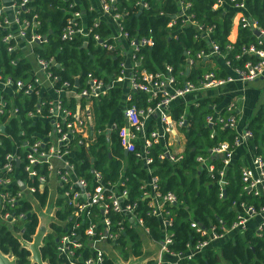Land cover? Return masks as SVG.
Instances as JSON below:
<instances>
[{
  "label": "trees",
  "instance_id": "obj_1",
  "mask_svg": "<svg viewBox=\"0 0 264 264\" xmlns=\"http://www.w3.org/2000/svg\"><path fill=\"white\" fill-rule=\"evenodd\" d=\"M79 1L85 10L86 25H90L97 13L87 10L89 5L87 0ZM136 1L117 0L115 12L126 13L121 16L118 23L120 29L127 33L128 38L144 37L152 42L151 46L139 47L135 52L137 69H145L153 73L162 70L164 65H169L172 67L173 75L177 76V73L182 71L186 80L195 83L207 72H213L221 77L227 76L230 74V69L219 66L216 62L217 57L195 58V54L200 50L206 54L209 44L217 46L219 53L224 55V60L228 61L232 69L243 68V63L247 59L254 60L251 55L241 52L242 48L255 42V36L248 27L238 25L235 39L228 40L234 9L229 7L227 0H224L225 4L221 6H216V0H180L182 4H188L185 12L190 15V20L198 23L203 30L211 27L207 38H201L191 25L181 26L178 20L167 27V23L177 11L175 0H142L146 2L147 7L140 11L134 6ZM242 2L249 17L264 30V0H242ZM67 3L68 0H28L25 4L26 10L20 13L19 18L28 21V26L25 28L26 37H29L32 21L37 23L33 31L44 37V41L34 46L32 51L36 56L46 60L52 59L56 64L47 68L50 74L56 77L55 88L63 81L74 84L75 79L78 85H81L84 75L88 72L106 82L109 76L118 73L121 57L114 50L98 47L91 39L87 40L85 46H82V38L78 36L71 40L61 39L60 33L64 25ZM92 32L96 33L99 39L111 42L107 38L110 29L104 19H99ZM235 55L238 57L235 58ZM187 57L193 62L185 70ZM28 69L29 63L21 56L19 50L6 51L5 45L0 43V73L3 77L23 79ZM177 81L179 82L180 79ZM208 91L213 89L206 92ZM121 93L120 87H112L107 94L100 96L92 104L94 130L102 128L111 119L117 126L122 125L119 111ZM37 99L38 97L34 95L24 96L21 92L13 94L11 105L16 109L15 116H19L21 122L20 126L16 127L14 120H10L9 132L17 143L30 141L31 133L44 131L40 122H30L25 117L28 111H34ZM41 99L47 101L49 98L42 95ZM60 100L63 108L73 110L75 104L73 98L63 96ZM193 101L187 106L179 101L170 106L169 116L173 122H177L181 115L185 117L186 124L177 127L178 133L180 132L182 136V147L180 152L175 154L176 160L170 161L165 156L158 158L162 147L160 142L151 144L147 153L151 157L147 165L150 173L133 152L123 154L115 132H111L108 136L104 133L96 134L94 141L87 147L82 146L75 154L80 159L76 173L88 181L91 177L90 169L98 171L102 181L117 183L121 177V183L117 184V187L126 189V200L134 204L135 215L147 227L148 238L154 242L160 240L159 218L150 212L147 198L142 194L147 186H141L140 182L150 174L157 177L158 189L172 190L177 202L165 208L170 217L166 231L171 237V242L167 247L173 252L186 251L189 245L192 246L196 241L206 237L201 230H196L190 225L191 221L194 220L201 228L213 226L215 230L220 231L222 227H228L236 219L237 214L242 212L240 203L252 205L258 210L264 200L262 195H253L242 188L241 163L235 156L231 165L223 168L224 183L222 190H219L216 180L217 170L221 168V159L218 154H209V150L223 141L231 143L235 133L230 128L222 127L218 122L210 127L205 124V117L213 113L211 107L217 106L222 101L221 98L202 95L196 96ZM125 103L127 106L136 107L153 104L152 101L149 103L145 101L144 94L135 92L130 94V100ZM11 105L7 104V106ZM46 108L45 104L41 109V116L47 114ZM218 114L223 116L224 109L220 108ZM152 122L153 120L149 121ZM149 123L147 130L151 129ZM244 129L251 134L249 143L253 153L262 158L264 173V102L258 105ZM21 130L22 134H19ZM2 142L8 147V139L2 138ZM106 143L108 145H105ZM135 145L138 150L139 145ZM197 155L208 158L213 166L211 176L205 168L198 166L195 159ZM33 194L38 202L43 204L47 191L37 190ZM59 203H62V200L57 198L55 204ZM27 207L28 203L23 200L12 205L11 209L26 211ZM71 209V205L63 203L61 209L55 210L56 218L65 220V225L69 224L74 219L67 218ZM91 210L93 213L91 216L99 215V210L96 208L91 207ZM108 218L111 223L110 230H118L117 221L122 228L114 243L120 258L127 260L130 256L141 255L143 240L139 229L132 226L131 220L113 213H109ZM21 224H24V230L15 232L21 229ZM36 224L37 218L33 212L27 213L23 219L14 221L11 226L0 220V251L13 257L15 264H31L30 252L21 240L31 241ZM50 228L52 231L43 235L39 246L41 257L45 264H60L61 258L55 251V238L64 232V226L50 221ZM188 262L189 264H264V223L258 231L253 227H246L241 232L222 239L218 245L206 247L201 252H194ZM101 264L115 263L111 257L104 256ZM145 264H152V261L147 260Z\"/></svg>",
  "mask_w": 264,
  "mask_h": 264
},
{
  "label": "built area",
  "instance_id": "obj_2",
  "mask_svg": "<svg viewBox=\"0 0 264 264\" xmlns=\"http://www.w3.org/2000/svg\"><path fill=\"white\" fill-rule=\"evenodd\" d=\"M65 1V0H62ZM88 11H95L97 14L92 19L90 25H86L85 10L79 0H68L65 7L66 16L61 29L60 38L71 40L78 36L82 38V46H85L88 39L106 50H114L121 57L115 41V37L109 34L107 38L111 42L99 39L92 29L97 25L99 19L113 23L118 29L116 38L125 41L126 55L132 60L133 66L126 70L122 57L119 62V70L116 75H111L105 82L102 78L94 76L88 72L84 75L82 84L78 85L77 79L74 84L67 81L61 82L58 87H54L56 77L52 76L47 68L56 65L52 59H43L33 53V47L44 41V37L36 34L33 28L37 25L31 22L29 37H26L25 28L28 26L26 19H20L19 15L26 10L25 4L28 0H10L7 5L0 4V43L4 44L6 51L19 50V42L29 45L34 56V70L31 71V64L23 79H14L11 76L3 77L0 73V220L11 226L14 221L23 219L27 213H34L37 216V207L47 212L51 221L64 226V232L56 238L55 251L61 258L60 264H101L104 256H108L101 244L108 245L110 250L118 251L114 247L115 239L119 231L122 230L119 221L118 230H110L108 214H118L120 217L131 220L132 226L139 229L140 234L148 238V229L142 220L135 215L134 204L128 202L125 188L119 189L117 183L102 181L98 171L90 169L91 177L89 181L76 173V167L80 159L75 156L82 146L87 147L94 141L96 134L105 135L115 132L121 149L133 152L137 159H140L147 172V167L151 157L147 154L153 143H161V153L158 158L167 157L170 161H175L177 156L168 146V134L177 131L179 126L185 125V117L179 116L177 122H173L169 116L170 106L174 102H192L196 96L205 95L210 89H216L234 79H239L249 83L258 78L264 69V30L257 26L255 20L251 19L246 12L242 0H227L229 7L234 9L236 25L248 27L255 36V42L241 49L242 53L251 55L254 60L247 59L243 63V68H230L228 61L224 60V55L220 54L215 44H209L208 52L202 50L195 54L196 59H207L217 57L222 62V67L229 68L230 74L225 77L215 75L213 72L204 73L197 82L185 79L183 72L172 74V67L164 65L162 70L147 72L145 69H137L138 62L134 54L139 47L151 46L149 38L132 37L128 38L127 33L120 29L118 20L126 13H116L115 3L117 0H87ZM177 3V11L172 16L167 27L178 20L181 26H193L201 38L208 37V31L201 29L198 23L190 20V15L186 14L188 4ZM224 0H216V6L224 5ZM137 11L147 7L146 2L137 0L134 3ZM34 15L32 18L34 19ZM110 29V27H109ZM21 53V51H20ZM22 56V53H21ZM23 57V56H22ZM238 55H235L237 58ZM24 58V57H23ZM25 59V58H24ZM192 59L187 57L184 65L185 70L192 64ZM11 63H13L11 61ZM177 79H180L178 82ZM76 82V83H75ZM121 88L120 112L122 125L117 126L114 122L107 125L102 130L94 132L91 127L92 104L100 96L108 93L112 87ZM21 92L24 96L34 95L38 97L35 109L28 111L26 119L30 122L38 121L44 129L41 133H31L30 141L24 140L17 143L10 135L9 121L14 120L16 127L20 126L21 119L15 116L16 109L12 107V97L14 93ZM141 93L145 96L146 102H153L152 105L136 107L126 105L130 100L131 93ZM42 95L48 96L47 101L41 99ZM71 97L75 100L73 110H67L61 106V97ZM8 101V102H7ZM188 102V103H190ZM194 102V101H193ZM10 104L11 106H7ZM47 105L45 116L40 112L44 105ZM196 104V103H193ZM236 102L229 101L221 108L224 109L223 116H219L217 106L211 108L213 113L205 117V124L209 127L215 122L221 123L222 127L230 128L235 133ZM150 120H155V130H147ZM158 123V127H157ZM109 131V132H108ZM22 134V130L19 131ZM167 136V139H166ZM212 136V133L209 135ZM2 138L8 139V147H5ZM251 134L245 129L241 133H235L231 143L220 142L217 146L209 150V154H218L221 159V168L217 170L219 190H222L223 168L231 165L235 148L249 143ZM140 142L138 150L135 144ZM252 148V147H251ZM174 153V154H173ZM196 161L200 168H205L211 176L212 164L207 157L197 155ZM264 173L262 169V158L260 155L252 154L249 164L240 166V178L243 182V189L250 191L253 195L264 197ZM21 182L23 186L20 185ZM53 184L58 192V198L62 203L55 204L47 211L49 199H45L40 204L34 196L37 190L48 188ZM141 186H147L142 194L147 198L150 212L159 218L160 240L156 241L157 253L152 264H189L194 252H201L206 247H211L217 241L225 238L228 233L241 232L248 227L245 222L250 217H259L253 228L258 231L264 223V200L255 210L252 205L240 203L242 212L237 214L228 227H222L220 231L213 226L201 228L193 220L190 225L206 237L196 241L192 246H188L186 251L173 252L167 245L171 242V237L166 231V225L170 224V217L167 205L176 204L177 198L172 190H161L157 188V177L148 175L141 180ZM15 185V186H14ZM26 195L27 196L25 198ZM221 195V192L219 193ZM25 200L28 203L27 210L11 209L12 205ZM63 203L71 205L67 218L73 217L69 224H64L65 220H58L55 210L61 209ZM91 207L99 210V215L91 216ZM24 224L21 229L24 230ZM152 241V240H151ZM165 255L170 260L165 261ZM182 259V261H180Z\"/></svg>",
  "mask_w": 264,
  "mask_h": 264
},
{
  "label": "crops",
  "instance_id": "obj_3",
  "mask_svg": "<svg viewBox=\"0 0 264 264\" xmlns=\"http://www.w3.org/2000/svg\"><path fill=\"white\" fill-rule=\"evenodd\" d=\"M9 3H10V0H0V4L7 5ZM108 24L110 27V35H112L113 37H115V39H117L115 41V43L117 45L118 51L121 53L123 65L126 68V70L129 71V69L133 66V62L128 57V55L125 54L126 49H127V47L125 46V41L123 39L116 38V35L118 33V29L116 28V26L113 23L108 22ZM236 33H237L236 18H235V14L233 13L232 18H231V26H230V31H229V35H228V40L233 41L236 37ZM18 46H20V51L22 53V56L31 64V66H32L31 71L34 70V68H35L34 56L32 55V53L30 51L29 45L25 44L23 42H19ZM216 62L219 66H222V62L219 58H216ZM251 84H257L256 87H261V89H264V69L262 70L260 76L258 78H256L255 80H253L252 82L246 83V82H243L239 79H234L231 82L226 83L223 86L214 89L213 91L205 92V95L215 96V97H219L222 99V101L217 105L218 108H221L222 106H224L229 101L236 102L235 109H236V115L237 116H236V120H235V129H234L235 132H236V122H238L240 120V124L244 123L243 128H245V125L247 124L248 119L254 113V111L257 109L258 105L261 103V101L258 100V97H255V102L253 103L252 97H251L252 95H250L249 100L251 101V105L245 104L246 99H247L245 88H247V86H249ZM263 97H264V95H263ZM187 101L190 102L189 100H187ZM188 102L185 103L184 105L187 106ZM263 102H264V100L262 101V103ZM119 111H120V109H119ZM111 122H114V121L112 119L109 120L108 122H106L104 124V126L102 128H100L98 130H102L107 125H110ZM91 123H92L91 124L92 130L94 132H96L97 130H94V126H93V116H91ZM149 125L151 126V129H149L148 131L155 130L154 129L155 120H153L152 123H149ZM157 127H158V123H157ZM177 133H178V130H177V132L175 130L173 133L168 134V139L166 136L168 146L170 145V148H172L171 151H173L175 154L180 152L181 147H182V145H181L182 144V136L180 134H177ZM108 135H106V136H108ZM139 143L140 142H137V144H139ZM105 145H108V143H106ZM251 147H252L251 144L247 143V144H243L242 146L235 148L233 156H235L236 160L240 161L241 166H246L249 164L251 155L253 154V148H251ZM76 152H78V151H76ZM122 152H123V149H122ZM126 154H127V152H126ZM233 156H232V159H233ZM51 185L54 186L52 183L48 186V188L46 190L47 191L46 199H49V194H50L49 193V187ZM54 189H55V187H54ZM27 196H30V195H26L25 198ZM47 203H48L47 211H49V208H50L49 202H47ZM46 213L47 212H45V215L48 216V214H46ZM36 218H37V224H36V227H37L41 223H39L40 218L38 217V215L36 216ZM256 218L258 220L259 217H256ZM50 221H51V218H49L47 220V222L45 223V227H44L45 232L52 231V229L50 228ZM250 224L251 225L255 224V222H253L251 220ZM21 225H23V224H21ZM36 227H35V229H36ZM234 233H237V232H234ZM234 233H231V234L228 233L225 236V238L233 235ZM147 239L150 240L149 238H147ZM221 240L217 241L216 244H214V245H218ZM152 242H154V241H152ZM154 243H156V242H154ZM104 247L105 246H103V248ZM108 249H110V248L108 247ZM115 252H116L115 250L114 251L110 250V252H108L107 254L112 258V256H114V257L118 256L117 254L115 255Z\"/></svg>",
  "mask_w": 264,
  "mask_h": 264
},
{
  "label": "rangeland",
  "instance_id": "obj_4",
  "mask_svg": "<svg viewBox=\"0 0 264 264\" xmlns=\"http://www.w3.org/2000/svg\"><path fill=\"white\" fill-rule=\"evenodd\" d=\"M257 84H251V85L247 86V88H245V90H246V98H247L245 104L251 105V101L249 100V96L250 95H252L251 97H252V102L253 103L255 102V97H258V100L261 101V103H262L263 95H264V89H261V87H256ZM243 126H244V123L240 124V120L238 122H236V132L235 133H237V134L241 133V131L244 129ZM177 134H180V132L177 133ZM49 193H50L49 194V206L53 207V205L55 203V200L58 198V192L54 189V186L51 185L49 187ZM37 215L40 218V222L39 223H41V224L43 223V225L45 227V223L47 222V220L50 217L45 215V212H44V210L42 208H38V207H37ZM251 220L253 222H255V223L257 222V218L256 217H250L248 219V221L246 220V222H245V224L248 227H252V226L255 225V224H252V225L250 224ZM37 227H36V229H37ZM36 229H35V231H36ZM141 238L143 240L141 255H139L137 257L130 256L127 260L121 259L119 255L115 256V257L112 256V259L114 260V263L115 264H145V262L147 260L154 261L153 258L156 256V253H157V245H156V243L148 240L145 237L144 234L141 235ZM21 242H22L23 245L28 247L30 241L28 242L26 240H21ZM101 245L105 246L104 248H103V246L101 248H103L106 253L110 252V249H108V245L107 246L104 245V244H101ZM116 254H117V252H115V255ZM165 259H166L165 261H168V260H170V257L165 255ZM158 264H163V262L158 263Z\"/></svg>",
  "mask_w": 264,
  "mask_h": 264
},
{
  "label": "water",
  "instance_id": "obj_5",
  "mask_svg": "<svg viewBox=\"0 0 264 264\" xmlns=\"http://www.w3.org/2000/svg\"><path fill=\"white\" fill-rule=\"evenodd\" d=\"M123 154H126L125 150H123ZM19 183L21 186H23L21 182ZM44 234H45L44 225L43 224L38 225L27 247V249L30 252L31 264H45V262L42 260L40 249H39V246L41 244V240ZM0 264H15V260L9 254H5L0 251Z\"/></svg>",
  "mask_w": 264,
  "mask_h": 264
},
{
  "label": "clouds",
  "instance_id": "obj_6",
  "mask_svg": "<svg viewBox=\"0 0 264 264\" xmlns=\"http://www.w3.org/2000/svg\"><path fill=\"white\" fill-rule=\"evenodd\" d=\"M263 100H264V97H263Z\"/></svg>",
  "mask_w": 264,
  "mask_h": 264
}]
</instances>
